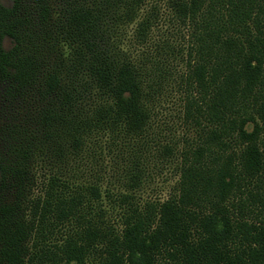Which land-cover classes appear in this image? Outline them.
<instances>
[{"label": "trees", "instance_id": "1", "mask_svg": "<svg viewBox=\"0 0 264 264\" xmlns=\"http://www.w3.org/2000/svg\"><path fill=\"white\" fill-rule=\"evenodd\" d=\"M50 1L0 0V79L19 90L39 86L50 104L40 120L62 121L73 143L91 131L142 134L150 119L142 72L96 49L102 12L78 0L68 23L91 52L86 65L106 97L67 120L75 92L57 71L41 75L45 60L29 46L32 27L47 25ZM144 1L125 0L126 21ZM170 2L192 27L186 80L201 87L195 104L210 123L204 145L181 166L176 192L141 203L51 173L26 197L29 156L16 147L18 158L0 160V186L14 189L0 203V264H264V0ZM148 25L139 22L140 35ZM139 179L131 175L130 184ZM104 197L116 206L105 207Z\"/></svg>", "mask_w": 264, "mask_h": 264}, {"label": "rangeland", "instance_id": "2", "mask_svg": "<svg viewBox=\"0 0 264 264\" xmlns=\"http://www.w3.org/2000/svg\"><path fill=\"white\" fill-rule=\"evenodd\" d=\"M78 1L97 5L102 12L99 32L93 34L96 49L102 48L118 62L130 61L141 70L150 108L147 128L135 136L91 131L73 143L62 121L40 120L50 104L49 98L39 94V86L19 90L0 79V160L18 158L16 147L28 151L26 197L39 192L49 174L59 173L96 183L114 198L127 193L141 203L165 200L176 192L183 162L204 145L210 127L204 111L195 104L201 102V87L186 80L194 59L191 24L178 18L170 0L144 1L130 21L122 14L125 0ZM77 4L76 0H51L47 25L32 27L31 35L37 37L29 44L45 60L41 75L57 71L63 88L75 92L67 120L89 115L106 97L87 68L85 59L91 52L68 23L71 8ZM147 18L149 25L140 35L139 22ZM133 174L139 175L137 186L130 184ZM13 196L10 184L0 186V203ZM103 205L116 206L109 197H104Z\"/></svg>", "mask_w": 264, "mask_h": 264}]
</instances>
